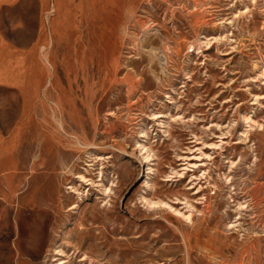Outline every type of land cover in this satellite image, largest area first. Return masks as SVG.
I'll return each mask as SVG.
<instances>
[{"label": "rangeland", "instance_id": "obj_1", "mask_svg": "<svg viewBox=\"0 0 264 264\" xmlns=\"http://www.w3.org/2000/svg\"><path fill=\"white\" fill-rule=\"evenodd\" d=\"M79 2L0 0V264H264V0Z\"/></svg>", "mask_w": 264, "mask_h": 264}, {"label": "bare ground", "instance_id": "obj_2", "mask_svg": "<svg viewBox=\"0 0 264 264\" xmlns=\"http://www.w3.org/2000/svg\"><path fill=\"white\" fill-rule=\"evenodd\" d=\"M60 5L61 0H56L58 12H61ZM76 7L84 11L85 19L90 25L88 26V33L91 35L90 40L86 44L78 40L77 52L81 55H92L104 46L109 48L114 29V0H80ZM124 82H129L128 75L125 77Z\"/></svg>", "mask_w": 264, "mask_h": 264}]
</instances>
